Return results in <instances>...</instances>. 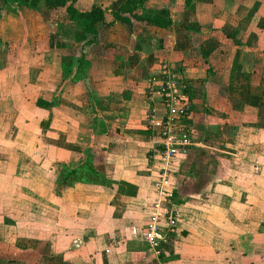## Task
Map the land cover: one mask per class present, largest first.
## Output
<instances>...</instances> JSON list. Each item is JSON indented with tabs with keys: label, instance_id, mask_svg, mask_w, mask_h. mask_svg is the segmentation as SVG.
Returning <instances> with one entry per match:
<instances>
[{
	"label": "crops",
	"instance_id": "obj_1",
	"mask_svg": "<svg viewBox=\"0 0 264 264\" xmlns=\"http://www.w3.org/2000/svg\"><path fill=\"white\" fill-rule=\"evenodd\" d=\"M124 1L75 0L74 5L79 10L98 5L109 13ZM0 8V71L5 74L15 66L12 48L32 39L27 29L43 13L51 15L53 29L58 20L75 27V39L64 43L62 54L57 46L29 53L32 58L52 56L56 83L69 79L62 78L63 73L72 72L71 82L60 89L54 85L53 92V86H45L49 92L29 79L20 87L22 95L10 96L15 87L12 78L5 83V96L0 93V156L5 148L15 154L3 163L15 172L7 181L11 205L0 210V264H143L151 254L158 264H264V0H191L188 5L185 0H145L140 13L154 17L166 11L163 19L170 21L168 26L126 13L130 25L100 22L96 41L86 43L91 35L63 8L50 9L42 1L30 7L20 0H0ZM7 21L22 23L21 35L17 27H6ZM74 45L84 55L80 68L76 63L70 66L74 55L68 48L75 50ZM42 60L48 62L42 58L41 64ZM162 62L179 68L189 83L191 143L170 159L179 220L156 255L142 237L154 213L152 183L162 163L153 154L154 139L146 131L152 103L139 85L143 79L135 78L144 71L151 75ZM41 68L40 72H47L45 63ZM90 89L95 90L92 97ZM31 93L36 95L29 97ZM53 100V106L40 105ZM85 101L92 115L88 145L71 139L67 121L54 115L60 106L78 109ZM28 103L31 115L21 108ZM27 118L35 120L28 132H39L41 145L21 143L26 132L21 134L18 126ZM38 124L41 131L36 130ZM60 149L84 157L92 149L93 166L114 188L125 182L136 187V194L76 182L70 187L74 191L64 190V197H48L53 207H46L44 213L54 218H48V227L36 228V221L45 218L38 211L37 197L22 187L47 171L30 155L40 151L42 161H52ZM17 153L21 158V153L29 156L19 160ZM80 160L64 157L62 164L55 162L63 170ZM63 217L64 230L57 225ZM90 217L94 223L88 222ZM41 243L46 251L36 250Z\"/></svg>",
	"mask_w": 264,
	"mask_h": 264
},
{
	"label": "rangeland",
	"instance_id": "obj_2",
	"mask_svg": "<svg viewBox=\"0 0 264 264\" xmlns=\"http://www.w3.org/2000/svg\"><path fill=\"white\" fill-rule=\"evenodd\" d=\"M10 3H12V2L10 1ZM1 11H2V8H0V12ZM42 15L44 17L40 18L41 20L38 19V20L32 21L31 24L29 25V29H27L28 34H29L30 38H32V39L29 40V42L23 41V42L19 43L18 45H15V48H12L16 58L11 57V59H12V63H14L15 66H12L10 68V70L7 71L6 74L4 72L0 71V86H2L0 88V93L3 96H5V94H4L5 93V89H4L5 83L6 82L9 83L12 78H13V80H15V83H14L15 87H14V92L9 93L10 96H12V94L22 95L20 93V89H21L20 87H22L23 84L24 85L28 84L29 79L36 81L38 86L44 87V89L46 91H49V92H51L50 89L46 88L45 86H49V87L53 86V89H52V92H53L54 88H55L54 85H58L57 89H60V88L64 87V85H66L68 82H71V80H69V79L70 78L72 79V77L74 75L72 72L68 73L67 75H64V73H63L62 78L68 77L69 79H64V81L59 80L56 83L57 64H56V62H54L51 59L52 56H50V55L43 56V57L38 56L36 58L35 57L32 58V55L29 56V53H31V52L36 51L39 53V52H42L44 50H48V48L55 49L56 46L59 48L58 52L60 54H62L64 52V49H65V47L63 48L64 43H67L68 40L74 41V39H75V37H73L75 34L74 33L75 27H73L72 24L64 23V22L61 23V21L58 20V22L56 24L58 26L53 29L51 27L50 22L48 21L51 18V15L48 12L43 13ZM22 21H24V19H22ZM11 25L13 26V29H14V27L15 28L17 27V29H19L18 34L21 35L20 32L23 31V29H20V27L22 26V23L17 24V22H16V25H15V24H11L9 21H7L6 27L9 28V27H11ZM45 34L47 35L48 38L45 37ZM63 36H64V41H60ZM40 37H42V38L40 39ZM44 37H45V40H44ZM73 47L75 50H71L68 48V50L70 52H73V55H74V60H73L74 62L72 63V65H70L71 67L73 66V64L76 63V58L80 55V52L78 51L79 47L77 48V45H74ZM42 58L48 62H44L42 60V64H41L40 62H41ZM53 58H54V56H53ZM33 60H35V61L33 62ZM44 63L47 65V72H40V70L42 69L41 65H43ZM30 66L32 68V71L28 70V68H30ZM14 68H16V69H14ZM35 70H38L37 75H36ZM46 76H48V77H46ZM147 78H148V73H147V71L146 72L144 71L143 76L140 77V75H139L135 79L139 80L140 82L143 79L144 82L142 81V83H140L139 85L141 88L142 87L145 88ZM39 89L40 88H38L37 90L39 91ZM26 94H28V93H26ZM144 94L146 95V97L148 96L146 88H145ZM34 95H36V93H31L29 95V97H34ZM187 95L189 96V93ZM147 101L150 102L148 98H147ZM150 104H151V102H150ZM86 105H87V102H86L84 107L78 106L77 107L78 109H75V108L66 109V108L60 106L61 108L59 107V108H56L54 110V115H58V117L61 118V119L60 118H58V119H60L64 122L67 121V123L69 124L68 131L70 132V134H68V135H70L71 139L76 140V142H79L80 144L82 142V144L85 143L86 145H88L90 143V141H89V136H87V135H90L89 129L91 127L92 115H91V113H89L90 111H86V109H87ZM31 106L32 105H30L28 103V104L21 105V108L23 111L28 112V115H31V113H32ZM112 107H117V106L115 104H113ZM147 116H148L147 117L148 119H147V123H146V131H149L150 135H152L151 129L149 128V124H148V121L150 120L148 112H147ZM79 117L81 120H79ZM38 121L39 120H36L37 123H38ZM78 121H80L81 124L78 125ZM119 121H121V120H118L117 123H119ZM33 122H35L34 119L27 118L23 122L25 124H21L20 126H18V128H20L19 131L21 134H22V130H24V132H26V137L21 138V143L27 144V143H29L28 141H30V143H38L39 145H41L42 136L38 135L39 132L37 134H32V131L28 132L29 129L32 130V128L34 127ZM109 122H111L113 125V121H109ZM100 125L102 126L101 122H100ZM36 128H37L36 130L41 131L39 124L37 125ZM78 133H80V134H78ZM188 134L190 135V133H188ZM8 144L12 145V143L10 141H8ZM38 144H37V148H39ZM7 150L11 151L10 148H5V151L3 152L2 156H0V210L2 208H8L12 202V196L10 195V190H8V188H7L10 186H8L9 183L7 181H9V177H8L9 173L10 172L14 173L15 169L10 168V167H3V163H4V159H6L5 161L12 160L13 157H15V154L12 151L7 153ZM61 150H64V149H60L55 154V156H53L52 161L51 160L42 161L41 156L39 155L40 151H38L37 154H34L33 152H31V155H30L33 157V159L36 161L37 164L42 166L43 169H46V171H47L46 176L45 175L42 176L39 174L35 178V180L33 179L34 181H32V183L29 186H23L22 187L23 191H25V192L29 191V193H31L35 197H37V199H38V211L45 218L42 221H36V224H35L36 228H40V227L45 226V224L47 222H49L48 218H54L53 214L50 215L46 212L44 213L46 207H53V204H52L53 202H51L48 199L49 196H52L53 194L55 196L63 195L64 190H67L70 192L74 191V190H72L73 188L72 189L70 188V187H73L74 184L68 185L69 182H64L63 184L61 183L60 186L58 185L59 177H62V174H61L62 168L59 167V165L62 164L61 161H64V157L67 159H72L74 157L78 158V159L82 158V161H83L84 153L82 155V154H79L78 152L70 153V152L62 151L63 155L58 157V155L60 153H62ZM21 154H22V158H21V155L19 153L16 154V156L18 155V159H19V155H20L19 160H21V159L23 160L24 156L25 157L29 156L28 153H26V154L21 153ZM55 161H59V163H58L59 165H57V162H55ZM49 162H51L53 164V166L50 167ZM48 176L56 177V179H54V181L52 182V181H50L52 179L48 178ZM11 177H13V175ZM13 184H15V183H13ZM149 190H150V188H149ZM136 191H137V189H136ZM62 197H64V195ZM41 202H43L46 206L43 205ZM63 212H64V210H63ZM63 215H64V213H63ZM58 221H59V223L57 225H60V227L59 226L58 227L61 228L62 230H64V217L58 219ZM88 222L94 223L95 221L92 219V217H90V218H88ZM74 224H76V223H74ZM45 227H48V226H45ZM111 241L115 242L116 238H113V240L111 239ZM132 249L134 250V249H136V247L132 248ZM36 250H38L39 252L46 251L47 246H45L44 243H41L38 245V248H36ZM138 257H139V255H138ZM142 257H144V255ZM147 258H148L147 259L148 262H145L142 259L143 264L154 263V258L152 256V254L149 255V257H147ZM139 260H141V259H139Z\"/></svg>",
	"mask_w": 264,
	"mask_h": 264
},
{
	"label": "built area",
	"instance_id": "obj_3",
	"mask_svg": "<svg viewBox=\"0 0 264 264\" xmlns=\"http://www.w3.org/2000/svg\"><path fill=\"white\" fill-rule=\"evenodd\" d=\"M146 91L152 103L148 111L153 141V154L161 158L158 179L152 183L154 198L151 215L144 228L143 240L157 255L166 235L175 233L179 211L172 196L173 180L170 159L191 143L188 122L191 102L189 83L179 68L169 62L160 63L146 79Z\"/></svg>",
	"mask_w": 264,
	"mask_h": 264
},
{
	"label": "trees",
	"instance_id": "obj_4",
	"mask_svg": "<svg viewBox=\"0 0 264 264\" xmlns=\"http://www.w3.org/2000/svg\"><path fill=\"white\" fill-rule=\"evenodd\" d=\"M1 1L4 3L7 2V0ZM41 1L45 7L50 9L63 8L70 20L76 21L84 33L90 34L91 37L87 41L84 40V43L96 41V35L98 33L97 25L100 22L107 26L117 21L125 22L130 25V20L124 16L126 13L130 14L137 20H146L148 23L159 27H166L170 24L169 20L163 19V15H165L166 11L158 12L154 17H147L140 13V9L145 0H125L118 6L116 10H111L109 13H106V11L98 5H91L87 9L79 10L74 5L75 0H20V3L30 7H36ZM190 2L191 0H185L186 5H188ZM107 16L109 19H107ZM83 61L84 55L83 53H80V55L76 58V66L80 68L83 64ZM208 70L211 71L210 66L208 67ZM83 79H85V77H83ZM93 93H95V90L90 89L88 96L92 97ZM54 104L55 100L49 104L40 102V105L53 106ZM94 123L96 124L95 119ZM61 174L62 177H59V186L64 182H69L68 185H72L76 182L97 183L100 185L102 184L109 190H115L116 192L122 194L132 196L136 194V187L125 182L117 185L116 189L114 188L113 182L107 180L104 175L100 173L95 168V166H93L92 149L88 150L86 156L83 158V162L79 161L72 166L63 167ZM152 264L158 263L154 260V263Z\"/></svg>",
	"mask_w": 264,
	"mask_h": 264
}]
</instances>
